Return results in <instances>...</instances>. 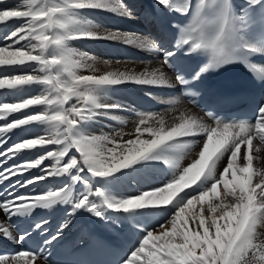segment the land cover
I'll use <instances>...</instances> for the list:
<instances>
[{"label":"snow or ice","instance_id":"1","mask_svg":"<svg viewBox=\"0 0 264 264\" xmlns=\"http://www.w3.org/2000/svg\"><path fill=\"white\" fill-rule=\"evenodd\" d=\"M86 10L132 18L122 0H21L15 5L0 0V26L19 21L3 35L0 65H35L31 72H0V89L21 90L30 85L44 88L40 95L0 103V120L32 106H44L42 112H24L22 117L0 125V157L4 158L0 165H7L22 150L57 146L55 150L45 148L34 161L0 168V184L10 181L0 190V239L17 244L33 240L39 249L20 251L11 257L0 254V264H40L49 246L61 238L71 218L80 212L109 226H130L135 241L118 264H262L264 239L258 237L256 228L264 223V168L257 164L264 158L260 155L264 151V97L256 102L251 121L218 120L208 111L206 115L214 124H206L181 112L171 126L166 125L162 114L103 103L102 97L112 86L127 83L171 88L163 68L170 69L176 83L186 90L210 70L226 64L241 63L253 70L251 56L264 54V0H246L239 12L231 0H197L195 5L192 0H155L150 20L169 13L189 18L187 26L171 25L178 28V35L167 47L151 34L102 28L84 18ZM257 24L260 31L252 32ZM74 40L130 45L159 54L161 66L96 75L97 58L71 48L69 42ZM200 55L207 62L192 71L178 66L182 58ZM103 63L111 62L105 59ZM82 70L93 74H82ZM259 72L264 76V67ZM72 100L75 103H69ZM116 110L135 113L138 119L134 133H84V126L96 116L116 119L110 115ZM153 121L159 126H153ZM34 123L45 125V134L4 147L8 133ZM126 135L135 138L125 140ZM145 135L150 139H144ZM196 144H202L197 158L182 167L180 160ZM73 149L78 156L72 154ZM46 159L54 163L42 168L41 174L11 182V177L36 168ZM238 161H242L239 166ZM161 163L172 170L171 179L127 195L114 192L118 181L139 186L144 182L143 173L162 171L158 167ZM61 176H67L71 184L42 193L15 191ZM77 183L84 186L78 193L74 189ZM220 186L223 198L217 195ZM207 197L220 202L208 203L205 209ZM196 204L200 206L194 208ZM56 205L69 207L64 209L67 218L52 231L49 220L37 219L34 213ZM44 259L47 264V257Z\"/></svg>","mask_w":264,"mask_h":264},{"label":"bare ground","instance_id":"2","mask_svg":"<svg viewBox=\"0 0 264 264\" xmlns=\"http://www.w3.org/2000/svg\"><path fill=\"white\" fill-rule=\"evenodd\" d=\"M122 2L132 12V18L120 17L112 13L102 12L98 10H86L84 12V18L91 20L93 23L98 24L102 28L119 29L124 32H135L145 35L151 34L153 37L162 40L159 30H161V28L163 29L162 23L164 22L165 17L157 20L149 19V13L155 8V0H122ZM18 3H21V0H7L8 5H15ZM18 23L19 21H13L7 26H0V44L4 43L2 39L4 33L10 31L11 28ZM69 46L80 53H87L97 58V62L95 64L96 75L114 70L141 72L145 68L154 69L161 66V58L159 54L149 53L145 50L135 48L130 45H124L116 42L74 40L69 42ZM105 59L109 60L111 63L109 65H105L103 63V60ZM116 61H120V63H116ZM89 63H91V61H89ZM32 67H35L32 62H28L25 65H0V72H31ZM163 71L165 72L166 78L170 81L173 87H155L150 85H135L132 83L112 86L102 97V102L107 104L119 103L123 105L125 109L131 108L139 112H150L148 110L150 107L157 106L158 110L156 111V113L162 114L164 116L167 126H171L174 122H177L174 118L179 116L181 112L185 113L186 115L195 116L198 119H203L206 124H213L208 122L194 108L183 102L178 94L177 85L174 81L173 76L165 68H163ZM82 74L93 73L87 70H82ZM43 91L44 88L41 85L24 86V88L21 90L0 89V103L15 102L18 101L21 97H32L40 95ZM172 99H178L179 102L177 104H169L168 101ZM69 103H75V100H72ZM43 110L44 106L37 105L32 106L29 109H24L21 112L8 114L5 120H0V125L4 124L6 121H12L15 118L22 117L24 112L39 113ZM110 115L116 117V119H107L104 116H96L91 122L87 123L84 126V133L94 136L106 134L115 135L116 132L134 133L136 121L138 118L133 111L116 110L112 111ZM152 123L155 127L159 126L155 121H153ZM45 132L46 126L38 123L22 126L20 128L14 129L11 133L7 134V143L13 144L25 138L43 135L45 134ZM134 138V135H126L124 137L125 140ZM144 139L150 138L145 135ZM195 139L203 140L204 137H196ZM56 147L57 146L55 145H46L44 147L38 146L36 149L31 150L25 149L18 153L16 157L12 159V161L15 164L22 163L24 161H34L39 157V155L44 154L45 148L55 150ZM201 147L202 144L193 145L191 151L187 152L184 158L180 160L181 166L187 167L189 164H191L193 160L197 158V154ZM72 154L78 156V153H75L74 149L72 150ZM260 155L264 157V151H262ZM0 159L2 160L4 158L0 157ZM53 163V160L46 159L42 162L41 165L37 166L36 168L29 169L22 175L13 176L11 177V179L20 177V179L22 180L26 177L29 178L33 175H39L41 174L42 168H50ZM221 163L226 164V161H222ZM240 164H242V161H238V166ZM257 164L259 167L264 168V158L257 161ZM158 167L159 169H162V171H149L143 173L142 178L144 182H142L139 186H137L135 183L130 185L127 182L118 181L117 185L113 186L114 192L120 195H127L132 192H138L141 189H146L151 183L159 184L166 179H171V169H169L162 163L159 164ZM220 170L222 171V168ZM230 177L231 174H229L228 178L230 179ZM88 178L92 179L90 176ZM65 183L71 184V181L67 176L48 177V179L46 180L37 181L32 185H28V187L25 188L28 189V192L25 194L42 193L50 189H58ZM93 183H95V181H93ZM83 187V183H77L74 186V189L78 193L83 190ZM217 195L223 198L222 186L218 188ZM227 200H231V197H228ZM219 202V200H213L211 197H207L203 206L205 209H207L208 203L215 204ZM199 206L200 205L196 204L193 207L198 208ZM67 207L69 206L56 205L52 209H36L35 213H38L41 210H47L48 213L53 212L54 216H56V214L58 213L65 215L64 209ZM53 217L52 219L47 218L49 222L53 221ZM64 217L65 219L67 218L66 216ZM90 217L91 215L86 212L78 213L75 217L71 218L72 222L69 228L66 229L64 233H77L81 235L85 241H88L92 234V229L91 227L85 229L84 226L89 220H91ZM125 230L127 239H125L123 245L125 248H128V253H130L135 237L130 232V226L129 228H125ZM256 231L258 237L260 239H264V223L258 224ZM0 240L11 242V240L7 239ZM40 264L43 263L40 261ZM262 264H264V262H262Z\"/></svg>","mask_w":264,"mask_h":264}]
</instances>
